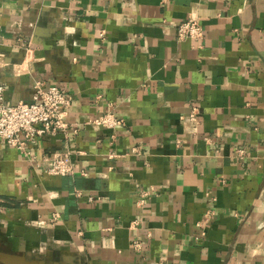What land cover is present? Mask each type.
Instances as JSON below:
<instances>
[{"label": "crops", "instance_id": "1", "mask_svg": "<svg viewBox=\"0 0 264 264\" xmlns=\"http://www.w3.org/2000/svg\"><path fill=\"white\" fill-rule=\"evenodd\" d=\"M189 18L203 37H178ZM0 53L6 99L37 81L71 99L67 130L0 138L10 248L45 264H264V0H0ZM107 111L123 123L89 122ZM56 154L72 173L48 172Z\"/></svg>", "mask_w": 264, "mask_h": 264}, {"label": "built area", "instance_id": "2", "mask_svg": "<svg viewBox=\"0 0 264 264\" xmlns=\"http://www.w3.org/2000/svg\"><path fill=\"white\" fill-rule=\"evenodd\" d=\"M177 34L181 39H199L204 35V28L200 21L189 18L178 24ZM4 91L5 85L0 83V138L10 145L23 149L26 141L37 143L43 136L57 134L69 127L67 113L71 99L63 86L54 83L44 86L42 81H37L32 99L16 102L6 99ZM89 122L116 128L123 123V119L107 111ZM73 171L71 162L62 154L51 158L48 172L67 174ZM53 217L57 220L58 213H54Z\"/></svg>", "mask_w": 264, "mask_h": 264}, {"label": "water", "instance_id": "3", "mask_svg": "<svg viewBox=\"0 0 264 264\" xmlns=\"http://www.w3.org/2000/svg\"><path fill=\"white\" fill-rule=\"evenodd\" d=\"M0 264H45L39 258L29 257L25 252L10 248L0 237Z\"/></svg>", "mask_w": 264, "mask_h": 264}]
</instances>
